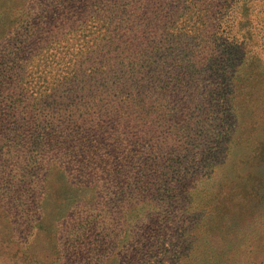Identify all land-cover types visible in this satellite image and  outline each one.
I'll use <instances>...</instances> for the list:
<instances>
[{"label":"rangeland","instance_id":"1","mask_svg":"<svg viewBox=\"0 0 264 264\" xmlns=\"http://www.w3.org/2000/svg\"><path fill=\"white\" fill-rule=\"evenodd\" d=\"M30 1L0 0V66L5 54L11 56L12 63L16 61L12 52L15 53L17 46L12 43L4 50L1 39L26 18L23 6ZM214 5V9L209 8L201 0L199 14L209 21L224 14L225 23L219 28L214 25L210 34L204 36L205 49L195 66L202 72L209 66L219 72L205 74L196 89L190 85L194 69L190 77L183 78L181 88L175 74L171 80H165L166 97L156 107L158 112L163 110V105L172 108L176 95H181L186 106L203 92L208 99L198 129L206 131V142L202 145L210 151L198 157L201 164L180 175L192 177V186L182 190L173 183L171 192L152 191L146 196L136 192L131 177L112 179L104 171L81 169L65 163L66 159L57 152L45 153L48 151L42 146L36 150L27 146L18 149L19 160L11 159L7 164L4 160L13 151L6 156L0 154V264H66L62 248L68 237L67 225L75 230L82 228L77 240L86 244L80 248L76 264L85 261L86 264H127L129 249L135 247L133 234L144 230L147 238L149 227L158 223L169 232L156 243L148 238L143 242L152 264L155 261L167 264L171 256L178 258L179 246L189 250L185 264H264V0H237L231 9L227 8L230 0H214ZM51 52L49 47L33 51L28 60L29 70L21 74L29 82L28 90L36 94L29 96L32 111L13 118L23 127L21 132L25 137L28 127L46 126L48 111H57L59 117L68 104L69 95L61 92L54 94L53 100L47 99L52 93L44 98H41L44 93H37V90L46 91L50 84L49 77L44 75L51 66L49 60L61 64V56L49 58ZM167 66L172 69L177 63L168 62ZM139 80L133 79L125 95L102 94L100 100L94 95L75 98L73 105L79 104L76 108L80 118H75L78 125L94 119L98 102L110 101L119 107L116 118L111 120L113 126L121 129L125 126L123 122L128 123L133 135L130 142L143 143L148 124L139 112L147 111L151 101L145 83L140 84ZM24 82L0 79V101L6 107L12 108L18 98L27 97L19 96L25 92L21 91L26 88ZM137 84L143 88L137 89ZM185 114L188 120L192 119L190 112ZM33 118L37 119L35 123L31 122ZM108 121L102 120L105 124ZM65 124L54 125L56 135ZM0 144L10 145L2 138ZM212 148L219 153L217 157L213 156ZM43 154L44 158L52 156L51 160L57 157L62 163L47 164L45 169L34 167L36 159ZM122 182L129 183L116 185ZM90 221L94 224L90 225L93 233L83 235ZM169 241L178 246L174 251L169 250ZM97 243L94 251L82 253L84 248Z\"/></svg>","mask_w":264,"mask_h":264},{"label":"trees","instance_id":"2","mask_svg":"<svg viewBox=\"0 0 264 264\" xmlns=\"http://www.w3.org/2000/svg\"><path fill=\"white\" fill-rule=\"evenodd\" d=\"M200 2L201 0H31L29 5L25 4L23 10L26 18L1 39L4 50L10 48L12 43L17 47L15 53L12 52L16 60L13 63L11 56H3L0 79L25 81L26 88H21V91L25 92H21L19 96L27 95L25 98H18L12 108L6 107L3 100L0 101V138L10 144H0V154L6 156L13 151L12 156L4 160V163L7 164L11 159L18 161L20 157L17 154L24 146L35 150L42 146L48 151L45 153L57 152L66 159L65 163L78 165L81 169L89 167L95 172L104 171L112 179L123 177L130 180L131 177L132 185L141 195L150 196L152 191L171 192L170 186L173 183H176V188L182 190L192 186V177L182 178L180 175L195 167L198 157L209 149L202 145L206 139V131L198 129L205 115L208 99L203 92L197 94L190 105L186 106L181 95H176L172 108L163 105V110L158 112L156 107H159L166 97L165 80H171L175 74L179 78L177 83L181 88L183 78H188V75L190 77L194 69V78L190 85L196 89L205 74L219 72L212 71L211 66L204 72L196 70L195 64L205 49L204 36L210 34L214 25L219 28L225 23L224 14H219L212 21L199 14ZM205 2L209 8H215L214 0ZM235 4L237 0H230V6L227 8L231 9ZM47 47L52 50L49 58L61 56V64L53 59L49 60L51 66L44 75L49 77L50 84L46 91L37 90V93L45 94L41 98L52 93L47 99L53 100L54 94L61 92L69 95L66 99L68 104L64 105L63 113L59 117L57 111H48L46 126L28 127L25 137L24 132H21L23 127L13 118L16 114L32 111V100L29 96L36 94L28 90L29 82L23 79L21 74L29 70L28 60L33 51ZM168 62H176L177 66L169 69ZM134 78H139L140 84L145 83L147 97L151 101L147 111L139 112L144 115L148 124L143 132V143L130 142L133 135L126 125L128 123L123 122L125 126L121 129L113 126L111 120L116 118V110L119 107L110 101L98 102L94 108V119L78 125L79 120L76 119H79L80 115L76 107H79V104L73 105L75 98H89L94 95L100 100L102 94L125 95L129 84L132 87ZM142 88V85L137 84V89ZM217 102L218 100H215V103ZM186 112L192 114L191 120H188ZM104 119H109L108 123H103ZM36 121L37 119H31L32 123ZM64 122L65 127H60L63 131L56 135L54 129L57 126L54 125ZM173 122L175 125H172ZM178 123L181 125H176ZM3 132L7 134L2 136ZM27 137L28 140H25ZM4 150L5 154L2 153ZM212 154L217 157L219 153L214 149ZM47 159L50 160L46 162ZM51 159L52 156L44 158L43 154L36 159L34 167L44 166L45 169L47 164L62 163L57 157ZM175 177L178 178L174 179ZM123 183L129 182L116 185ZM145 184L146 186H143ZM90 225L94 224L88 222L83 229L86 232L83 235L93 231ZM149 228L147 238L155 243L169 232L167 227L160 223ZM81 229L75 230L71 225L66 227L68 237L62 248L66 264H76L77 256L81 253L80 248L86 245L77 240L80 237L78 231ZM144 233V230H138L133 234L132 243L135 247L129 249L127 264H152L144 250L146 244L143 242L148 240ZM99 243L84 248L82 253L94 251ZM108 245H111V242ZM167 245L172 251L178 247L171 241ZM178 249L181 253L178 254L180 259L176 258V264H185L189 259V250L182 246ZM170 258L167 264L176 260L173 256ZM83 264H86V261Z\"/></svg>","mask_w":264,"mask_h":264}]
</instances>
